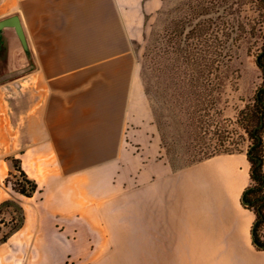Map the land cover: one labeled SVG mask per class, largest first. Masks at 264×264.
<instances>
[{
    "label": "crops",
    "instance_id": "crops-1",
    "mask_svg": "<svg viewBox=\"0 0 264 264\" xmlns=\"http://www.w3.org/2000/svg\"><path fill=\"white\" fill-rule=\"evenodd\" d=\"M162 4L0 0V20L19 15L27 37L25 47L15 27L2 29L0 76L29 68L0 82V203L14 199L26 214L0 244V264L107 263L98 247L117 230L133 185L162 216L155 254L140 264H264L256 213L242 202L248 155L217 153L181 168L164 156L133 49ZM11 156L37 181L32 197L5 184Z\"/></svg>",
    "mask_w": 264,
    "mask_h": 264
},
{
    "label": "rangeland",
    "instance_id": "rangeland-1",
    "mask_svg": "<svg viewBox=\"0 0 264 264\" xmlns=\"http://www.w3.org/2000/svg\"><path fill=\"white\" fill-rule=\"evenodd\" d=\"M224 1L217 0L209 15L195 20L203 22L210 17L208 21H212L209 46L203 48L204 58L200 59L204 66L207 63L203 67L207 70L205 77H193L194 62L180 56L176 43L191 29L189 21L195 16V5L208 0H163L157 11L146 16L143 36L133 40L137 74L159 126L164 156L174 168L217 153L248 155L253 142L238 118L242 109L254 103L256 90L264 80L256 62L264 44V12L253 3L240 10V0H229L226 10ZM182 21L187 25L181 36ZM242 21L248 32L239 38ZM172 32L175 34L170 37ZM183 69L188 76L182 77ZM209 71L213 72L210 78ZM130 189L129 205L125 201L117 207V230L107 233L109 242L98 247L100 256L107 260L104 264H113L124 256L132 257V264H140L141 256L155 254L156 221L162 216L155 215V205L147 210L138 185Z\"/></svg>",
    "mask_w": 264,
    "mask_h": 264
},
{
    "label": "trees",
    "instance_id": "trees-1",
    "mask_svg": "<svg viewBox=\"0 0 264 264\" xmlns=\"http://www.w3.org/2000/svg\"><path fill=\"white\" fill-rule=\"evenodd\" d=\"M223 1V0H222ZM217 0H208L206 2H199L195 5V16L190 19L189 25L191 29L185 34L180 40L177 38V49H180L182 54L180 56L185 57L187 62L193 61L195 68L193 70L196 73V79L200 77H205L204 74L207 70L203 69L204 62L200 59L204 58L202 55L203 48L207 50L208 41L210 36L209 28L211 27L210 17H207L203 22L198 20L195 22L196 18L204 15L210 14V9L216 7ZM229 0L224 1V6L226 10L229 9ZM253 3L257 7H260L264 12V0H240V10H245L247 4ZM193 23V24H192ZM187 24L181 23L182 29L179 30V34L182 36L183 29ZM256 30V26L252 30ZM240 34L239 38H243L248 32L246 27V22L242 21L240 23ZM250 32V31H249ZM175 33H171L170 37L174 36ZM264 39V32L261 33ZM256 62L261 68L264 74V44L260 52L257 54ZM201 64V66L199 65ZM213 66V65H211ZM183 69V76H188V73ZM213 72L209 71L210 74ZM191 77V75H189ZM264 119V80L261 85L257 88L254 98V103L252 105H247L244 109L240 111L238 121L246 129L253 139L252 145L248 150V159L251 163L250 171V185L245 189L243 195L250 204L247 205L243 201V205L255 211L256 218L253 223L252 235L253 242L255 246L259 249H264V171L263 163H259V159H263L264 153V125L260 127ZM214 154L210 155L213 156ZM207 156L205 158H208ZM202 158L200 160H203ZM9 159L12 161L13 168L10 170L8 176L5 179V184L11 186L15 191L27 196L32 197L35 192L39 189L37 181L31 178L27 172L22 167V161L19 157L11 156ZM198 160V161H200ZM7 213H10L8 215ZM8 215V216H7ZM26 214L23 206L14 199H6L0 203V244L7 241L10 236L18 231L25 223Z\"/></svg>",
    "mask_w": 264,
    "mask_h": 264
},
{
    "label": "water",
    "instance_id": "water-1",
    "mask_svg": "<svg viewBox=\"0 0 264 264\" xmlns=\"http://www.w3.org/2000/svg\"><path fill=\"white\" fill-rule=\"evenodd\" d=\"M7 26H13L16 28V31H17L22 43L24 44L25 47H27V37H26V33H25L24 27L21 23V19H20L19 15H12L10 17H6V18H3L0 20V32L2 31V29L4 27H7ZM28 70H29V68L26 66V67L17 69L15 71L7 72V73L0 76V82L7 81V80L12 79L14 77L20 76V75L26 73ZM263 125H264V119L262 118V122L260 124V127H262ZM259 163L260 164L263 163L262 158L259 159ZM242 201L247 205L250 204V201H247L244 198V195L242 196Z\"/></svg>",
    "mask_w": 264,
    "mask_h": 264
}]
</instances>
